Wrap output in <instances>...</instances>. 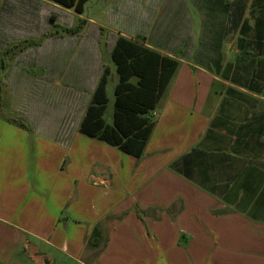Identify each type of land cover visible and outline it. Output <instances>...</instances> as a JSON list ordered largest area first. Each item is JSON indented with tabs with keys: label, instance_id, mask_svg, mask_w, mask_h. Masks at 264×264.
I'll list each match as a JSON object with an SVG mask.
<instances>
[{
	"label": "crops",
	"instance_id": "0c3cea01",
	"mask_svg": "<svg viewBox=\"0 0 264 264\" xmlns=\"http://www.w3.org/2000/svg\"><path fill=\"white\" fill-rule=\"evenodd\" d=\"M252 2V21L238 6L233 23L217 24L215 45L253 43ZM46 5L64 7L0 0L1 105L29 127L0 116V264H264V94L250 85L258 55L200 52L199 64L146 40L179 64L135 158L80 125L86 97L106 67L112 74L105 56L120 36L140 35L105 23L73 54L89 56L90 69L62 73L61 49L46 62ZM245 21L250 39L239 36ZM9 44L19 52L2 64ZM98 226L103 243L92 249Z\"/></svg>",
	"mask_w": 264,
	"mask_h": 264
},
{
	"label": "rangeland",
	"instance_id": "374dc122",
	"mask_svg": "<svg viewBox=\"0 0 264 264\" xmlns=\"http://www.w3.org/2000/svg\"><path fill=\"white\" fill-rule=\"evenodd\" d=\"M115 1L119 13L112 17L109 16L107 20L109 22H107L104 19V14L106 13L108 17V8L111 4L115 3ZM251 1L252 0H90L86 4L85 11L82 14L75 12L74 9H67L64 7L53 8L50 5H46L45 10L48 15L46 24L48 39L46 44L43 45L47 53L46 62L47 65L50 66L51 58L56 53H59L61 49L64 56L57 64L62 73L65 72L68 74L69 72H80L82 70H87V68L90 69L89 56L87 57L80 54L76 57L74 55L79 54L80 49H85L87 45L85 40L95 35L96 30L104 28L105 23H118L127 32L138 33L140 35L136 36L138 41L144 42L147 40L159 49L172 51L178 56L191 59L193 63L201 64L196 58L197 55H200V52L212 53L221 50L226 56L232 55L233 59L237 52L239 55L241 53L247 55L249 59L251 54H257L258 58L254 61L255 68L257 67L259 70L263 71L262 78H264V59L261 57L264 54V48L262 49L263 52L260 53L255 49L252 43H243L239 48L235 43L230 45L226 41L222 42V44L215 45L218 41L215 35L217 24L222 21L233 23L237 16L236 8L238 6L242 10L243 16L252 21L250 17ZM51 14L57 17V22L54 25L50 23L49 16ZM82 21L85 22L84 27L86 26L82 34L72 35L65 32L61 33V27L69 26L76 28ZM100 23H103V26L102 24L99 25ZM252 34L253 32L247 33L245 37H249L250 39ZM239 36L241 37L243 34L239 33ZM68 39L72 40L69 41ZM74 39H79L80 41ZM71 43L76 45H72ZM1 47L4 49L1 53L2 64L8 59L6 56L7 53L15 52L18 54L19 52V47L16 45L9 44ZM107 58L108 56L106 55L105 59L107 60V65L112 69V74L109 77V103L105 117L110 121L114 112V91L118 83V74L116 72V65L111 57L109 56V58ZM14 59L15 57H12V60H7L9 66ZM225 62L226 61H224V63ZM89 99L90 98L86 97L88 105L90 103ZM67 101L69 102V99H67ZM160 111H162V107ZM74 112L78 113V111ZM71 113L74 116L73 111H71ZM153 118H156V113L153 114ZM76 119L79 120L78 117H71L73 124Z\"/></svg>",
	"mask_w": 264,
	"mask_h": 264
},
{
	"label": "trees",
	"instance_id": "16d2710c",
	"mask_svg": "<svg viewBox=\"0 0 264 264\" xmlns=\"http://www.w3.org/2000/svg\"><path fill=\"white\" fill-rule=\"evenodd\" d=\"M54 1L82 14L86 3L90 0ZM251 13L255 20L252 44L258 52L262 53L264 0H253ZM51 21L54 23L55 17L52 16ZM84 23L82 21L76 28H61L67 34H75L83 28ZM251 30L248 21H245L242 29L243 37L245 38ZM243 37L242 40H244ZM144 42L125 36L117 39L111 55L118 74L112 119L108 121L105 117L109 103L107 85L110 77V69L106 67L80 125V132L84 135L117 147L135 158H141L144 154L156 122L153 118L154 111L179 64L175 58L162 55L146 46ZM2 68L3 66L0 68V116L28 129V125L21 118L8 116L2 108L1 89L5 83L1 77ZM262 74L263 71L256 67L250 85L253 91L264 94ZM102 243L103 234L98 226L88 239L87 246L97 249Z\"/></svg>",
	"mask_w": 264,
	"mask_h": 264
}]
</instances>
